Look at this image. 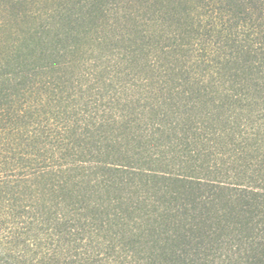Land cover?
<instances>
[{"label":"trees","instance_id":"16d2710c","mask_svg":"<svg viewBox=\"0 0 264 264\" xmlns=\"http://www.w3.org/2000/svg\"><path fill=\"white\" fill-rule=\"evenodd\" d=\"M0 264H264V0H3Z\"/></svg>","mask_w":264,"mask_h":264},{"label":"rangeland","instance_id":"374dc122","mask_svg":"<svg viewBox=\"0 0 264 264\" xmlns=\"http://www.w3.org/2000/svg\"><path fill=\"white\" fill-rule=\"evenodd\" d=\"M3 7H4V1L2 0L1 8H3ZM1 17H2L3 19L6 18V13H5V11H1V13H0V18H1ZM2 40H4V35H3V34L0 35V42H1Z\"/></svg>","mask_w":264,"mask_h":264}]
</instances>
